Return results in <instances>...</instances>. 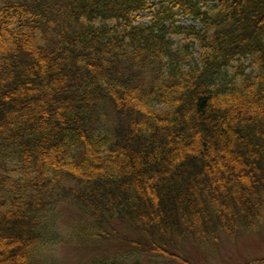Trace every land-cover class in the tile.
Returning a JSON list of instances; mask_svg holds the SVG:
<instances>
[{
  "label": "trees",
  "instance_id": "16d2710c",
  "mask_svg": "<svg viewBox=\"0 0 264 264\" xmlns=\"http://www.w3.org/2000/svg\"><path fill=\"white\" fill-rule=\"evenodd\" d=\"M117 224L85 264L264 230V0H0V264Z\"/></svg>",
  "mask_w": 264,
  "mask_h": 264
},
{
  "label": "rangeland",
  "instance_id": "374dc122",
  "mask_svg": "<svg viewBox=\"0 0 264 264\" xmlns=\"http://www.w3.org/2000/svg\"><path fill=\"white\" fill-rule=\"evenodd\" d=\"M143 21L147 22L146 13L142 14ZM179 22L185 25L192 23L189 17H178ZM59 226H68L73 219L78 218L75 208L70 203H60L57 206ZM114 237L102 242H89L82 246H59L54 254L57 264H85L100 255H114L122 248L121 233L129 234V230L117 224ZM125 230V232L122 231ZM125 234V235H126ZM217 248L201 250L194 246L185 245L187 256L197 264H264V230L260 233H242L236 240L223 236ZM1 254V252H0ZM4 255V254H2ZM169 264H181L170 261Z\"/></svg>",
  "mask_w": 264,
  "mask_h": 264
}]
</instances>
